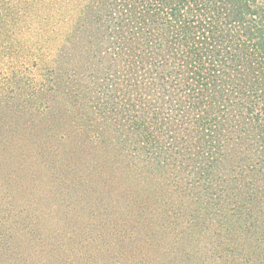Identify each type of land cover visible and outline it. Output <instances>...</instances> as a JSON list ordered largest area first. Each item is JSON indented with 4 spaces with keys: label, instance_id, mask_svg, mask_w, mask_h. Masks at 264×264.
<instances>
[{
    "label": "trees",
    "instance_id": "trees-1",
    "mask_svg": "<svg viewBox=\"0 0 264 264\" xmlns=\"http://www.w3.org/2000/svg\"><path fill=\"white\" fill-rule=\"evenodd\" d=\"M21 8L0 0L8 56ZM64 140L27 141L19 128L0 139V264L27 262L14 242L37 241L15 198L31 167L69 195V264H97L94 243L120 252L98 264H179L192 256L183 241L203 238L199 264H264V0H69ZM23 141L40 151L24 154ZM79 207L101 218L83 233L71 229Z\"/></svg>",
    "mask_w": 264,
    "mask_h": 264
},
{
    "label": "rangeland",
    "instance_id": "rangeland-1",
    "mask_svg": "<svg viewBox=\"0 0 264 264\" xmlns=\"http://www.w3.org/2000/svg\"><path fill=\"white\" fill-rule=\"evenodd\" d=\"M19 2L22 8L13 32L18 39L16 40L18 44L16 41L13 42L16 52L8 56L0 40V89H3L2 93L5 96L0 103V139H4L8 129L19 128L23 130L27 141L32 140L39 144L47 141L55 144L56 141L65 139L63 143L69 144V0H19ZM31 4H38L35 5L39 7L38 13L33 11ZM28 6L29 8H26ZM27 45L36 55L32 59L23 53ZM52 61L55 63L54 67L46 66ZM16 113L18 117L15 116ZM33 124L36 126V131L27 128ZM20 144L24 154L40 151L39 144L35 146L31 145V142L24 141ZM66 153L69 154V149ZM47 161L52 163L51 158ZM64 172H57L63 179L62 188L69 185V176L64 175ZM31 173H35V168L31 167L26 171L28 176L26 194L17 195L15 198H18L20 211L31 215L25 223L33 225L32 222H36L33 228L37 231L34 230L37 241L31 246L24 243L22 240L24 237L14 242L21 258L25 256L27 259V262L22 261L21 264H69V195L65 198L61 197L59 194L61 190L56 187V183L49 184L51 177L43 171H38V176L34 177L29 175ZM6 175V170H3L1 177ZM1 207L5 208L4 205ZM77 215L76 221L71 224V229L76 227V230L82 233L90 218L101 219L95 214L83 212L80 207L77 209ZM106 226H113V223L107 221ZM2 231L0 230V233ZM98 232L99 229H94L92 236L98 237L100 234ZM82 233L81 236L77 233L76 244L82 239ZM103 233L105 235L110 233L109 228L105 227ZM170 234L163 237V241L168 246L173 241V234ZM109 239L110 237L106 236V243ZM207 241L209 240L203 238L199 245L192 243L186 245L184 240L180 253L187 252L192 256L190 259L184 256L179 264H199L193 254L198 251L205 256ZM94 247L97 249L95 252H98L95 257L97 264L120 257L118 250L112 249L109 253L106 252V246L100 245L97 248L94 243ZM159 251L157 249L156 254ZM160 258L163 264H167L166 261L169 260L167 255ZM206 259L201 261L204 264H220L217 258L211 259L209 256L208 259L206 256ZM86 264L94 263L86 262Z\"/></svg>",
    "mask_w": 264,
    "mask_h": 264
}]
</instances>
